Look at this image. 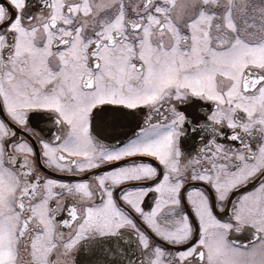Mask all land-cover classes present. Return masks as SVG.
<instances>
[{
  "label": "snow or ice",
  "instance_id": "6c2138e0",
  "mask_svg": "<svg viewBox=\"0 0 264 264\" xmlns=\"http://www.w3.org/2000/svg\"><path fill=\"white\" fill-rule=\"evenodd\" d=\"M0 264H264V0H0Z\"/></svg>",
  "mask_w": 264,
  "mask_h": 264
}]
</instances>
